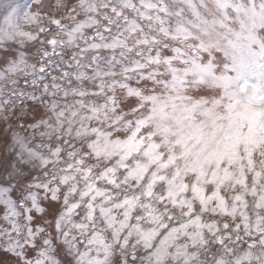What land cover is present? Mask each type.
Wrapping results in <instances>:
<instances>
[{"label": "snow or ice", "instance_id": "6c2138e0", "mask_svg": "<svg viewBox=\"0 0 264 264\" xmlns=\"http://www.w3.org/2000/svg\"><path fill=\"white\" fill-rule=\"evenodd\" d=\"M0 11V264H264V0Z\"/></svg>", "mask_w": 264, "mask_h": 264}, {"label": "rangeland", "instance_id": "374dc122", "mask_svg": "<svg viewBox=\"0 0 264 264\" xmlns=\"http://www.w3.org/2000/svg\"><path fill=\"white\" fill-rule=\"evenodd\" d=\"M16 2L19 3H33L34 0H16ZM15 3V0H0V10L3 9L4 6H7L9 4ZM3 13L0 11V21H2Z\"/></svg>", "mask_w": 264, "mask_h": 264}]
</instances>
